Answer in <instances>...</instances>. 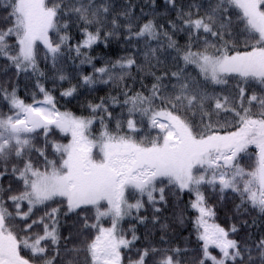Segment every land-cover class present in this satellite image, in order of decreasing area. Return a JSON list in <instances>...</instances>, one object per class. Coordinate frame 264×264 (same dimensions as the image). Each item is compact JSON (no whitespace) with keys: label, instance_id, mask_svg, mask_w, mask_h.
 <instances>
[{"label":"snow or ice","instance_id":"6c2138e0","mask_svg":"<svg viewBox=\"0 0 264 264\" xmlns=\"http://www.w3.org/2000/svg\"><path fill=\"white\" fill-rule=\"evenodd\" d=\"M0 264H264V0H0Z\"/></svg>","mask_w":264,"mask_h":264}]
</instances>
